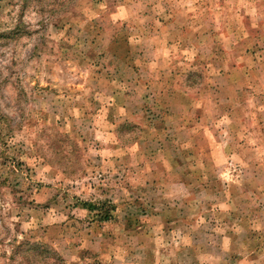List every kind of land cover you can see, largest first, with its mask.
<instances>
[{
    "label": "rangeland",
    "instance_id": "374dc122",
    "mask_svg": "<svg viewBox=\"0 0 264 264\" xmlns=\"http://www.w3.org/2000/svg\"><path fill=\"white\" fill-rule=\"evenodd\" d=\"M0 264H264V0H0Z\"/></svg>",
    "mask_w": 264,
    "mask_h": 264
},
{
    "label": "trees",
    "instance_id": "16d2710c",
    "mask_svg": "<svg viewBox=\"0 0 264 264\" xmlns=\"http://www.w3.org/2000/svg\"><path fill=\"white\" fill-rule=\"evenodd\" d=\"M85 208H88L91 212H96L97 216L101 221H109L113 219V207L112 204L109 203H101V204H94V203H85Z\"/></svg>",
    "mask_w": 264,
    "mask_h": 264
}]
</instances>
